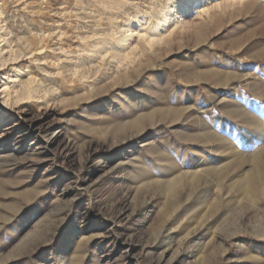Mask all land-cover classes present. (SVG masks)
<instances>
[{
	"label": "rangeland",
	"instance_id": "374dc122",
	"mask_svg": "<svg viewBox=\"0 0 264 264\" xmlns=\"http://www.w3.org/2000/svg\"><path fill=\"white\" fill-rule=\"evenodd\" d=\"M175 1L0 0V264H264V0Z\"/></svg>",
	"mask_w": 264,
	"mask_h": 264
},
{
	"label": "bare ground",
	"instance_id": "6f19581e",
	"mask_svg": "<svg viewBox=\"0 0 264 264\" xmlns=\"http://www.w3.org/2000/svg\"><path fill=\"white\" fill-rule=\"evenodd\" d=\"M185 0H176L174 2V5H172L170 8H169V11L166 16L170 15V14H175L183 5V2ZM262 53L264 54L263 50H261ZM261 53V54H262ZM207 74V73H206ZM248 77V76H247ZM249 78V77H248ZM247 78V79H248ZM220 81L222 80V77L220 76L218 78ZM246 79V80H247ZM253 83V82H252ZM264 84V83H263ZM240 96V95H239ZM243 101L245 104H249V103H252V98L250 97H243ZM222 102L224 103V112L227 113L225 107H226V99L223 98L222 99ZM206 104V103H205ZM189 105V104H188ZM187 107H179L177 109H174L172 111H168V112H165V111H162V110H155L154 112H150L148 114H145V115H140V116H137L136 118H134L130 124V129H139V128H142L144 126H146L147 124H149L150 122H152L154 120V117L155 115L157 116H160V117H165V118H174L176 117L177 115H187V116H191V117H194V118H198V119H201L203 116H202V110H201V107L199 104H195L193 106H188ZM243 105V104H242ZM208 106V105H207ZM207 109V108H206ZM205 112V111H204ZM204 114V113H203ZM212 114V112H211ZM214 116V115H213ZM215 118V116H214ZM146 137V136H145ZM264 140V139H263ZM253 141V140H251ZM264 142V141H263ZM253 143V142H251ZM254 144V143H253ZM256 144V143H255ZM252 146V145H251ZM259 146V145H258ZM249 157V156H248ZM262 158V157H259V159ZM264 158V157H263ZM205 159H208L209 161H214V157L211 156V157H203L202 161H201V164L204 166L206 165V161ZM248 159V158H246ZM216 162V160H215ZM243 162V161H242ZM247 162V161H246ZM211 163V162H210ZM242 164V163H241ZM243 166V165H242ZM173 169H175V167L173 166L172 167ZM201 168V167H200ZM198 168V169H200ZM216 168V167H215ZM251 169H249L248 171H244V174L242 175L241 177V183L242 185H250V186H254V184H258L260 187H261V194L264 195V159H261L259 161H257L256 163L252 164V166L250 167ZM197 169V170H198ZM194 170V169H193ZM201 171V170H200ZM219 172V171H218ZM219 175V174H218ZM215 179V178H214ZM240 182V181H239ZM257 186V185H256ZM243 187V186H242ZM255 189V187L253 188ZM260 190V189H259ZM257 192L252 190V191H249V197L251 196H254L256 195ZM257 196V195H256ZM262 196V195H261ZM258 200V196L256 197ZM261 198V197H260ZM253 199V198H252ZM264 199V198H262ZM258 235L259 236H264V228H260V230L258 229L257 231ZM238 244V243H237ZM239 245V244H238ZM246 248V247H245Z\"/></svg>",
	"mask_w": 264,
	"mask_h": 264
}]
</instances>
